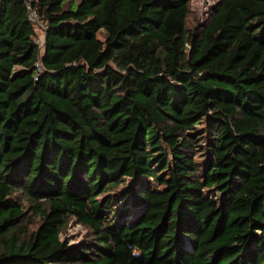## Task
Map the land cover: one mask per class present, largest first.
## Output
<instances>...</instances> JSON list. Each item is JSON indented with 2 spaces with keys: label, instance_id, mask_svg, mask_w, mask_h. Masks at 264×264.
Instances as JSON below:
<instances>
[{
  "label": "trees",
  "instance_id": "trees-1",
  "mask_svg": "<svg viewBox=\"0 0 264 264\" xmlns=\"http://www.w3.org/2000/svg\"><path fill=\"white\" fill-rule=\"evenodd\" d=\"M33 5L43 51L0 0V264H264V0Z\"/></svg>",
  "mask_w": 264,
  "mask_h": 264
},
{
  "label": "rangeland",
  "instance_id": "rangeland-1",
  "mask_svg": "<svg viewBox=\"0 0 264 264\" xmlns=\"http://www.w3.org/2000/svg\"><path fill=\"white\" fill-rule=\"evenodd\" d=\"M220 1L221 0H191L192 14L190 16V24H204L210 18ZM41 23V26H45L43 22ZM42 31L44 30L42 29ZM98 35L104 43H107L109 40V35L106 30H100ZM86 233L87 229L83 225L72 221L63 237H68L70 241L77 242L80 241Z\"/></svg>",
  "mask_w": 264,
  "mask_h": 264
},
{
  "label": "built area",
  "instance_id": "built-area-1",
  "mask_svg": "<svg viewBox=\"0 0 264 264\" xmlns=\"http://www.w3.org/2000/svg\"><path fill=\"white\" fill-rule=\"evenodd\" d=\"M27 4H28V7L30 9V17L32 20H34L35 22H37V24L41 27L38 31V35L36 36V42L40 44V46L42 47V51L44 50V47H45V30H46V27L44 26H41L42 25V19L40 18V15L37 11V8L33 5V0H27ZM42 29L44 31H42ZM37 67L39 70H42V65L41 63L38 61L37 62Z\"/></svg>",
  "mask_w": 264,
  "mask_h": 264
}]
</instances>
